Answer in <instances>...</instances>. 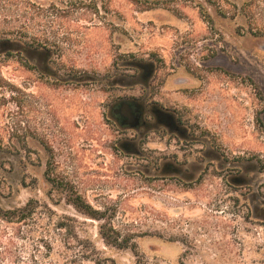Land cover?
I'll return each instance as SVG.
<instances>
[{"label": "rangeland", "instance_id": "rangeland-1", "mask_svg": "<svg viewBox=\"0 0 264 264\" xmlns=\"http://www.w3.org/2000/svg\"><path fill=\"white\" fill-rule=\"evenodd\" d=\"M126 101L186 136L121 128ZM134 244L264 264V0H0V264H138Z\"/></svg>", "mask_w": 264, "mask_h": 264}, {"label": "flooded vegetation", "instance_id": "flooded-vegetation-1", "mask_svg": "<svg viewBox=\"0 0 264 264\" xmlns=\"http://www.w3.org/2000/svg\"><path fill=\"white\" fill-rule=\"evenodd\" d=\"M124 103H128V102L127 101L120 102L116 104V106H114L113 108L114 117L119 123V125L121 126V128L132 129L136 131L147 129L150 126V123L146 121V118H147L148 120H153V124L156 126L163 125L166 131H169L170 133L175 134V136H180V137L186 136L187 134L186 129H188V125L185 124L183 119L180 117L179 113L176 112L174 109H164V108H157V107L148 109L143 105L130 102L139 108L141 112V121H140V124L135 128L124 125L125 118L123 115L120 114L121 109L120 108L117 109V107H120Z\"/></svg>", "mask_w": 264, "mask_h": 264}, {"label": "trees", "instance_id": "trees-1", "mask_svg": "<svg viewBox=\"0 0 264 264\" xmlns=\"http://www.w3.org/2000/svg\"><path fill=\"white\" fill-rule=\"evenodd\" d=\"M6 42H8L6 40ZM74 206L81 212L83 213L84 215H86L87 217L91 218V219H95V220H102L103 218L97 213L95 212L91 207L89 206H83V205H80L79 203H76V202H73ZM101 235L103 236V239L105 240V242L108 244V245H114V246H117V247H125V246H122L121 244H119L118 240H114L112 241L110 236L106 233L105 231V226H101V231H100ZM132 251L133 253L135 254L137 260H138V264H145L142 262V257L143 255L139 252L138 250V247L136 244H134L132 246Z\"/></svg>", "mask_w": 264, "mask_h": 264}, {"label": "water", "instance_id": "water-1", "mask_svg": "<svg viewBox=\"0 0 264 264\" xmlns=\"http://www.w3.org/2000/svg\"><path fill=\"white\" fill-rule=\"evenodd\" d=\"M118 108L121 109L120 114L123 115L125 118L124 125L135 128L140 124L141 112L136 105L128 102V103H124L120 107H117V109Z\"/></svg>", "mask_w": 264, "mask_h": 264}]
</instances>
